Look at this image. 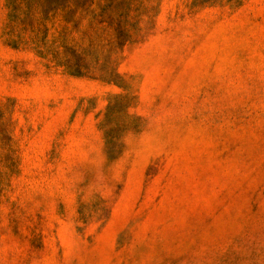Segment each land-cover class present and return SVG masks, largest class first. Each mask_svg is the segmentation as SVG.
Returning a JSON list of instances; mask_svg holds the SVG:
<instances>
[{
    "label": "rangeland",
    "instance_id": "rangeland-1",
    "mask_svg": "<svg viewBox=\"0 0 264 264\" xmlns=\"http://www.w3.org/2000/svg\"><path fill=\"white\" fill-rule=\"evenodd\" d=\"M0 264H264V0H0Z\"/></svg>",
    "mask_w": 264,
    "mask_h": 264
}]
</instances>
